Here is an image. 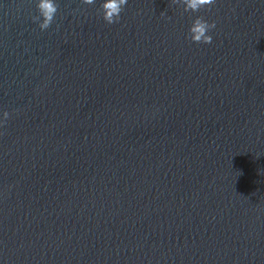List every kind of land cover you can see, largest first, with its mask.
Listing matches in <instances>:
<instances>
[{
  "label": "water",
  "instance_id": "water-1",
  "mask_svg": "<svg viewBox=\"0 0 264 264\" xmlns=\"http://www.w3.org/2000/svg\"><path fill=\"white\" fill-rule=\"evenodd\" d=\"M35 2L0 0V264H264V0Z\"/></svg>",
  "mask_w": 264,
  "mask_h": 264
},
{
  "label": "clouds",
  "instance_id": "clouds-1",
  "mask_svg": "<svg viewBox=\"0 0 264 264\" xmlns=\"http://www.w3.org/2000/svg\"><path fill=\"white\" fill-rule=\"evenodd\" d=\"M80 3L87 6L96 4V0H80ZM128 0H101L97 8V14L106 24H117L120 22L121 14L127 5ZM173 5L182 7L184 12L198 13L202 9L211 8L216 0H171ZM36 15L32 20L41 31L47 30L55 21L58 4L56 0H36ZM166 19H170L166 17ZM215 21L209 22L204 17L196 15L188 28V39L197 44H211V32L215 28ZM9 113H3L0 126L6 124Z\"/></svg>",
  "mask_w": 264,
  "mask_h": 264
}]
</instances>
